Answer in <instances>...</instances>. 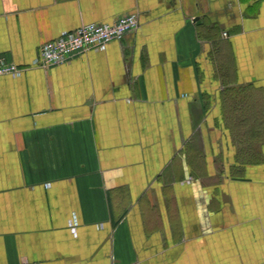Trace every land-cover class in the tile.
Listing matches in <instances>:
<instances>
[{
	"label": "crops",
	"instance_id": "obj_1",
	"mask_svg": "<svg viewBox=\"0 0 264 264\" xmlns=\"http://www.w3.org/2000/svg\"><path fill=\"white\" fill-rule=\"evenodd\" d=\"M0 57V264L263 262L264 0H0Z\"/></svg>",
	"mask_w": 264,
	"mask_h": 264
},
{
	"label": "built area",
	"instance_id": "obj_2",
	"mask_svg": "<svg viewBox=\"0 0 264 264\" xmlns=\"http://www.w3.org/2000/svg\"><path fill=\"white\" fill-rule=\"evenodd\" d=\"M138 21L137 14H130L120 17L112 24H85L75 31L63 33L59 38L40 47L34 65L48 69L66 64L90 50L104 51L112 41L121 40L124 35L136 31L139 28ZM24 71L25 69L9 62L4 57H0V78L10 76L14 79L20 77ZM75 221L73 219L69 225L73 235L76 234L77 230V222ZM261 264H264V256Z\"/></svg>",
	"mask_w": 264,
	"mask_h": 264
}]
</instances>
